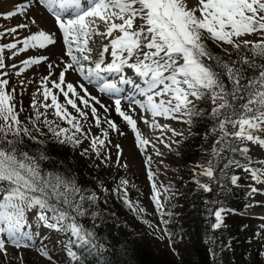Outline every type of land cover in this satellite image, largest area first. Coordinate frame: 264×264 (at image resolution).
Masks as SVG:
<instances>
[{
	"label": "snow or ice",
	"instance_id": "6c2138e0",
	"mask_svg": "<svg viewBox=\"0 0 264 264\" xmlns=\"http://www.w3.org/2000/svg\"><path fill=\"white\" fill-rule=\"evenodd\" d=\"M37 3L51 14L62 32L66 49L64 56L68 59L61 56L59 63L52 61L48 64L49 75L42 78L39 90L43 101L38 102L34 95L30 105L35 116L29 120L31 129L20 120L17 106L12 102L15 89L9 92L8 80L0 78V255L3 257L10 255L8 246L11 245L16 249L13 259L24 264L19 250L32 247L29 243L32 236L23 230L25 213L33 209L39 210L38 219L44 226L70 233L71 242L80 248L88 252H99L103 248L97 243L95 234L76 219V216L85 215V200L96 204L99 199L96 194L85 196L74 179L42 170L41 161L47 159L43 152L33 156L18 147L24 143L25 137L42 144L43 141L37 139L33 132L44 135L37 126L43 124L58 144L70 145L75 149L85 140L89 141V147L82 149L80 154H94L102 164H107L111 157L102 153H105L106 142L110 143L108 130L94 135L81 121L91 118L97 128L107 123L112 131L119 129L111 119L101 120L97 108L90 101L99 104L104 112L109 109L91 96L85 83L98 86L101 93L118 94L120 88L115 82H108L106 77L115 75L121 84L132 83L125 78V69L132 70L143 81L145 87L138 91L145 100L139 106L151 116V120L142 117L143 123L150 129H159L161 136L155 140L145 136L138 130L136 120L122 110L121 100H115V112L134 133L136 146L142 153L147 151V146H151L156 155H163L156 147L157 142L169 149L172 144L178 145L180 142L172 137H182L183 132H177L167 123H160L157 118L182 120L191 131L193 118L203 114L197 102L205 97L212 105L209 116L215 121L210 132L219 133L211 149L214 156L219 157L224 148L230 146V140L242 144L250 142L264 148V138L258 135L264 133V63H255L257 57L264 60V0H196L192 6H189L188 0H37ZM30 6L29 3H18L14 10L2 15L11 18L25 14ZM31 23L38 22L33 19ZM9 31L15 33L17 29ZM257 34L260 36L258 41L244 39ZM207 39L220 47L230 45L237 52L243 47L250 56L243 55L239 60H232L226 49L228 59L214 55L205 43ZM55 42L49 31L34 30L22 41L20 51L45 49ZM5 48L11 51L17 48V44L0 47V69L5 67ZM46 59L48 57L24 60V67L17 75ZM56 67H61V70L57 79L53 80L51 76L55 74L53 69ZM247 69H253V73L246 75ZM70 70L80 77L75 84L66 81V73ZM224 77H227V84ZM81 91L83 96L80 95ZM61 95L63 103L59 99ZM69 106L76 115L68 110ZM49 109L53 110L56 120L69 127H61L55 120H49ZM165 133L172 134L167 138L171 143L162 138ZM114 147L120 149L118 144ZM231 150L237 151L235 148ZM239 151L246 154L248 148H240ZM120 155L118 151L115 160L118 165ZM151 159L148 156L146 164L150 165ZM233 163L238 165L239 162L229 161V164ZM121 166L127 167V164ZM197 167L201 169L199 175L214 176L211 161L208 166ZM245 171H249L257 180L264 177V170L258 173L246 168ZM154 176L149 167L152 202L161 217L171 215L163 210L161 188L157 186ZM237 179L233 176L231 182L236 184ZM127 183L126 180L120 181L125 186V205L134 213L144 212L138 204L127 199ZM196 183L204 191H211L207 184L199 180ZM223 211L219 209L214 212V229L222 226ZM73 212L76 215H72ZM97 214L93 213L94 216ZM161 223L166 225L169 221L162 219ZM165 234L168 235L166 230ZM37 251L41 257L52 260L44 248ZM69 255L77 259L76 253L69 251Z\"/></svg>",
	"mask_w": 264,
	"mask_h": 264
},
{
	"label": "rangeland",
	"instance_id": "374dc122",
	"mask_svg": "<svg viewBox=\"0 0 264 264\" xmlns=\"http://www.w3.org/2000/svg\"><path fill=\"white\" fill-rule=\"evenodd\" d=\"M7 2L9 5H6ZM188 2L189 6H192L196 0H188ZM18 3H29L31 6L25 14L4 18L2 14L8 12L6 9L11 7V10H14ZM197 15H199V13H197ZM44 17L47 18V21L41 19ZM33 19H41L39 23L46 31L49 30L56 42L49 46L51 49L48 47L47 51L44 50L42 53H35L36 56L31 57L30 52L35 51V49H29L27 51H20V49L23 48L22 41L28 35L32 34L31 27L33 24L31 21ZM53 21L51 16L47 17L44 15L41 6L36 0H3V3H0V47L11 43L17 44V48L11 51L5 48L3 54L5 67L0 69V78L8 80L7 90L9 92L15 89L12 102L17 106L20 120L30 129L32 128V124L29 123V120L35 118L34 111L30 105L34 95L38 102L43 101V96L39 95V90L42 78L49 75L50 70L48 64L52 61L59 63V58L61 56H63L65 60L68 59L67 56H64L66 49L64 43L62 41L60 42L59 35L55 32L56 27ZM137 23H139V21ZM20 25H27V27H19ZM12 28H16L17 31L15 33L9 31ZM244 39L258 41L260 36L258 34L251 35L244 37ZM207 42L218 46L210 39L205 40V43ZM221 48L224 50L226 49L227 52L235 50L230 45H224ZM41 57H48V59L43 60L39 64L32 65L26 71H22L17 75V72L24 67L22 63L24 60L39 59ZM13 65H15V67H13ZM61 67L53 69L55 74L51 76V79H57ZM5 73L6 75H4ZM125 74V78H129V81H132V78L134 79V76L130 72ZM108 77L109 76L106 78L108 79ZM113 78L112 81L117 84V87H123L126 90V95H129L127 94L129 85H122L119 82V78ZM78 80H80V77L71 70L66 73V81L75 84ZM142 86L145 87V85ZM142 86L140 88H143ZM49 87H51V85H49ZM85 87L92 97L98 99L101 104L109 109L108 112H104V109L101 108L99 104H95V101H90V103L97 108L101 120L103 121L105 118L111 119L115 122L119 131H112L108 128L107 123H102L101 127L97 128L91 118L88 121H81L86 129H91L94 135H100L102 130H108L110 143L106 142V150L102 155L107 154L111 159L108 160L107 164H102L94 154L90 153L89 156H82L80 154L81 150L89 147V141L85 140L80 147L72 150L70 155L72 161L81 165H90L91 178L97 181L103 180V183H101L103 185L102 187L101 184L99 185V190L101 194L103 191L105 194L102 196V203L100 205H103L108 212H101L102 217H108L110 215L109 211L113 212V216L117 218L118 226L125 234H128L129 239L133 243L139 244L147 253H151L158 258L162 257L170 261H176L182 256L181 250L184 246V242H186V238L191 236V233L189 234L188 231V223L190 224L192 220L190 218L192 208L186 205L183 200L182 192L176 186L178 184L177 170L180 166L177 155L178 152H183L184 149L189 148L194 143L191 131L188 130V126L184 124L182 120L165 121L161 118H157L160 123H167L177 132H183L184 135L182 137H172V139L180 143L178 145L172 144L171 149L165 148L162 144L157 142L156 147L163 153L161 156L156 155L155 149L151 146H147V151L142 153L136 146L134 133L127 123L115 112V100H121L122 110L136 120L137 128L142 133L144 127L140 120L142 118L141 114L144 111H142L139 106H136L132 99L126 100L121 94H116L113 98L110 94L101 93L96 85L85 83ZM80 95L83 96L84 93L81 91ZM59 99L61 103L64 102L62 95L59 96ZM143 100L142 98V101ZM50 102L49 100V103ZM77 103L79 104V100H77ZM199 104L200 101L197 102L198 109ZM21 108L23 111H20ZM68 110L72 112L73 115H76L75 110L71 109L70 106ZM40 111L43 112L44 109L41 108ZM144 113L146 114V112ZM146 117L148 120H151L149 113L146 114ZM48 119L55 120L61 127H69L67 124L56 120L52 109L48 110ZM193 119L194 122H197L195 118ZM37 126L43 130L44 135L41 136L37 133L36 135L43 140L47 137V134H51L43 124H38ZM121 132L124 134L121 135ZM150 134L151 136L149 139L151 140H155L157 136H161L159 129H150ZM258 135L264 138V133H258ZM171 136V133H165L162 138H164L166 142L171 143V141L167 139ZM117 144L120 145L119 150L114 147V145ZM231 145L232 148L237 150L244 147L248 148V152L246 154L244 153L248 158L244 164L238 166L227 163L226 165L228 166L226 167L225 165L218 172L222 178L226 177L230 181L233 176L238 178L243 175L246 178L243 183L245 189L248 191L247 197L249 203L248 208H245L242 214V216L246 218L244 221L245 226L243 227L244 231L242 232L245 235L241 240L239 238V245H242L241 247L243 250L247 251L248 255L245 261H243V264H264V177L257 180L253 178L249 171H245L246 168L254 169L258 173L264 170V148L256 144H251L250 142H244L242 144L236 140H232ZM118 151L121 154L119 165L115 163ZM148 156L152 158L150 165L145 162ZM211 156V154H207L205 162H207ZM124 163L127 164V167L121 166ZM149 167L155 173L154 180L157 186L161 188L162 194L160 198L164 204L163 210L171 213V215L161 217L152 202V182L148 179ZM195 172L197 176H200L199 170H195ZM121 180H126L128 182L126 185L127 199L131 200L134 204H138L139 207L144 209V212L138 214L134 213L125 205L123 199V189L125 186L120 184ZM207 180L209 182L210 178L208 177ZM106 183L109 186L108 188L113 191H108V189L105 188ZM117 189H120V191H116ZM165 190L168 191L165 192ZM97 206L98 204H94L93 207L95 208ZM219 209L222 208H216V211ZM227 213L228 212H225V210L222 212V225L226 222H234L235 218L229 216ZM38 214V209L26 211L25 213V228L23 230L32 236V240L29 242L32 247L19 250L20 254L24 257V264H75L76 259H73L69 255V251L74 252L72 245L69 243L70 239L67 236V234L71 236L70 233L50 229L46 226L42 227L43 223L38 219ZM49 215L51 214L49 213ZM162 219L169 221V223L166 225L161 223ZM0 227H2V225H0ZM165 230L168 235L165 234ZM36 231L38 233L37 237L34 236ZM243 244H245V246ZM38 248L47 250L52 260L41 257L37 251ZM8 252L10 255L7 258L0 255V264H19L18 260L13 259L16 255V249L9 245Z\"/></svg>",
	"mask_w": 264,
	"mask_h": 264
},
{
	"label": "trees",
	"instance_id": "16d2710c",
	"mask_svg": "<svg viewBox=\"0 0 264 264\" xmlns=\"http://www.w3.org/2000/svg\"><path fill=\"white\" fill-rule=\"evenodd\" d=\"M208 49L214 55L223 56L228 59L229 56L225 50L216 46L213 43L207 42ZM232 60H239L243 55H249L247 49L243 47L237 52L232 50L227 52ZM256 64L264 63V60L255 58ZM253 69H247L246 75H251ZM227 84V77L223 78ZM211 103L205 97L200 101L199 109L203 110V114L199 117H194L197 122H194L191 128L194 143L184 151L178 152V163L180 166L177 170L178 184L176 185L182 192L183 200L191 209L190 224L188 223V231L191 236L186 238L182 248V256L175 260L158 258L151 253H147L139 244L133 243L128 234H125L117 223V218L113 216V212L109 211L108 217H102L101 212L107 211L102 203V194L99 190V185L102 181L92 179L90 175V165L77 164L70 157L73 148L70 145H61L54 142L52 135L47 134L43 140L37 136V139L43 141L42 144L34 143L27 137L24 138V143L18 145L23 151L30 155L38 156L43 152L47 159L41 161V168L47 172L63 174L65 177L75 180L76 186L82 189L85 196L93 193L99 198L94 204L85 200L83 208L85 215L76 216L77 222L83 225L89 231H92L97 243L103 245L99 252H88L75 243H72V237L67 234L70 239V244L76 253L77 259L75 264H243L245 258L248 257L247 251L243 250L239 245L240 240L245 234L243 227L245 226V217L242 216L244 209L248 208L247 190L244 187L245 177L239 176L236 184H233L226 177L222 178L218 173L229 161H238V164L246 162L247 156L237 150L233 152L232 140L230 146H226L219 157L212 153V146L218 138L219 133L212 134L210 129L215 125V121L209 116ZM13 139V137H9ZM220 147V145H216ZM207 154L212 156L207 162ZM211 161L214 167V176L208 182L207 176H197L195 170L201 171L197 165L208 166ZM235 165V163H233ZM194 169V170H193ZM99 177V176H98ZM199 180L202 184H207L211 191H204L196 181ZM103 184H101L102 187ZM106 183L105 188L108 191H113L108 188ZM106 191V192H108ZM101 194V195H100ZM71 195V194H70ZM99 195V196H98ZM79 200V196L76 197ZM112 208V207H111ZM216 208H222L227 214L234 219L233 223L226 222L219 229H214L212 225L216 222L214 212ZM188 210V209H186ZM69 211H71L69 209ZM108 212V211H107ZM93 213H98L93 215ZM72 215H76L74 212ZM240 238V240H239ZM245 246V244H243ZM255 259V258H254Z\"/></svg>",
	"mask_w": 264,
	"mask_h": 264
},
{
	"label": "bare ground",
	"instance_id": "6f19581e",
	"mask_svg": "<svg viewBox=\"0 0 264 264\" xmlns=\"http://www.w3.org/2000/svg\"><path fill=\"white\" fill-rule=\"evenodd\" d=\"M20 1H22V0H20ZM37 1V0H36ZM6 5H9V3L7 2L6 3ZM44 8V7H43ZM11 7L9 8V9H6V10H8V11H11ZM44 10L47 12V10L44 8ZM68 17H65V19H67ZM41 19H43V20H46L47 21V18L46 17H44V18H41ZM41 19H38V20H36L38 23H36V24H33L32 25V27H31V31L33 32L34 30H39V29H43V30H45L42 26H41V24L39 23V21H41ZM48 30V29H47ZM59 30V29H58ZM49 31V30H48ZM63 35V34H62ZM61 41L63 42V36H62V39H61ZM55 46V45H54ZM52 47V46H51ZM49 49H51L50 47H49ZM54 49H55V47H54ZM44 50H48V47L47 48H45V49H35V51H32V52H30V56L31 57H34V56H36L35 55V53H42ZM38 55V54H37ZM109 60H110V57H109ZM125 71H127L128 73L129 72H131L134 76H136L135 75V73L132 71V70H130V69H125ZM111 77H115V76H111ZM107 79V78H106ZM135 80H136V82L134 83V85H133V83H131L130 85H129V88H128V93L127 94H129V97H137L136 98V100L138 101V100H140L141 98H140V96L138 97V89H140V86L141 85H144L143 84V81L138 77V76H136L135 77ZM143 87V86H142ZM147 114V113H146ZM146 114H145V119H147V117H146ZM143 127H144V130H143V133H144V135L145 136H147L148 138L151 136V134H150V128H148L144 123H143ZM38 234V233H37Z\"/></svg>",
	"mask_w": 264,
	"mask_h": 264
}]
</instances>
